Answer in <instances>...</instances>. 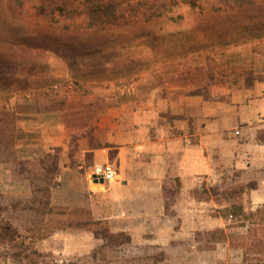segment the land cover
Here are the masks:
<instances>
[{"label": "crops", "instance_id": "obj_1", "mask_svg": "<svg viewBox=\"0 0 264 264\" xmlns=\"http://www.w3.org/2000/svg\"><path fill=\"white\" fill-rule=\"evenodd\" d=\"M202 42L128 78L56 84L6 105L3 112L16 117L22 180L0 184V192L16 188L23 201L42 188L49 193L45 203L21 205L18 216L72 223L79 212L84 219L75 222L118 232L168 223L198 230L232 222L226 209L263 208L264 38ZM108 165L116 180L93 182L95 170ZM31 169L48 175L41 189ZM8 171L0 163V174ZM241 223L247 237L249 222ZM55 235L36 249L49 251Z\"/></svg>", "mask_w": 264, "mask_h": 264}, {"label": "rangeland", "instance_id": "obj_2", "mask_svg": "<svg viewBox=\"0 0 264 264\" xmlns=\"http://www.w3.org/2000/svg\"><path fill=\"white\" fill-rule=\"evenodd\" d=\"M257 38H264V0H0V163L9 170L0 174V184L22 180L16 117L3 112L18 95L128 78L205 39ZM33 172L29 177L41 189L48 175ZM48 195L42 188L23 201L16 188L0 192V264H264V207L249 214L226 209L223 216L233 214L232 222L198 230L168 223L118 232L108 224L75 222L84 219L79 212L72 223L60 216L50 223L18 216L21 205L45 203ZM53 234L49 251L36 249Z\"/></svg>", "mask_w": 264, "mask_h": 264}, {"label": "built area", "instance_id": "obj_3", "mask_svg": "<svg viewBox=\"0 0 264 264\" xmlns=\"http://www.w3.org/2000/svg\"><path fill=\"white\" fill-rule=\"evenodd\" d=\"M103 179V184L105 183H112L117 178V171L112 165L104 166V167H98L93 175L91 176V180L95 182V178Z\"/></svg>", "mask_w": 264, "mask_h": 264}, {"label": "water", "instance_id": "obj_4", "mask_svg": "<svg viewBox=\"0 0 264 264\" xmlns=\"http://www.w3.org/2000/svg\"><path fill=\"white\" fill-rule=\"evenodd\" d=\"M95 178V183H103V179H98L96 176L94 177Z\"/></svg>", "mask_w": 264, "mask_h": 264}]
</instances>
